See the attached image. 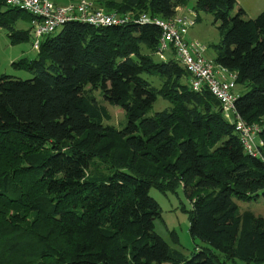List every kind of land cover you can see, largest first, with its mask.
Wrapping results in <instances>:
<instances>
[{
	"label": "trees",
	"instance_id": "obj_1",
	"mask_svg": "<svg viewBox=\"0 0 264 264\" xmlns=\"http://www.w3.org/2000/svg\"><path fill=\"white\" fill-rule=\"evenodd\" d=\"M188 1L96 0L131 20L66 22L35 58L12 62L30 78L0 75V264L264 262V217L233 201L264 198V166L244 151L219 101L193 90L173 55L159 59L161 29L138 21L168 19ZM192 10L218 23L213 61L245 87L235 112L258 124L264 141V9L247 18L235 0H196ZM31 21L0 0L11 43L29 40ZM96 92L124 112V124L106 123L111 115ZM157 96L169 107L146 116ZM179 185L191 205L190 257L153 228L160 206L149 189Z\"/></svg>",
	"mask_w": 264,
	"mask_h": 264
},
{
	"label": "built area",
	"instance_id": "obj_2",
	"mask_svg": "<svg viewBox=\"0 0 264 264\" xmlns=\"http://www.w3.org/2000/svg\"><path fill=\"white\" fill-rule=\"evenodd\" d=\"M8 5L19 7L30 13L33 47L38 50L41 41L56 33L69 21L87 23L95 27L121 25L131 20L129 14L95 7L90 0H78L67 5H56L51 0H5ZM196 14L191 10L188 16L174 14L168 19L141 14L138 21L153 23L161 29L158 54L170 50L172 55L189 73L193 90H208L220 103L223 116L233 124L244 151L258 158L264 166V141L260 138V126L243 121L235 112L236 74L222 67L204 55L205 45L198 40L189 42L185 35L194 24Z\"/></svg>",
	"mask_w": 264,
	"mask_h": 264
},
{
	"label": "rangeland",
	"instance_id": "obj_3",
	"mask_svg": "<svg viewBox=\"0 0 264 264\" xmlns=\"http://www.w3.org/2000/svg\"><path fill=\"white\" fill-rule=\"evenodd\" d=\"M95 7L105 8L97 4L96 0H90ZM121 1V0H116ZM189 0L188 2H190ZM195 1V0H194ZM237 5L245 11V17L254 18L258 13L264 9V0H235ZM194 2H191L193 5ZM195 17V33L194 37L190 40L197 39L200 43H203L207 47L206 56L212 57L214 55V45L219 42L220 31L218 29V23L214 22L213 16L204 10L196 11ZM233 10V15H234ZM184 16H188L183 14ZM164 19V18H163ZM27 26L26 21L19 19L17 22L18 28H25ZM59 31V28L57 29ZM189 34V31H188ZM188 34L186 37L189 38ZM34 41V40H33ZM31 28L29 32V40L19 41L18 43H11L8 37V31L4 28H0V75L6 74L13 77H19L27 79L31 77V73L20 69L12 64L23 57L33 59L36 57V49L33 47ZM40 46V45H39ZM159 59H166V54L158 55ZM143 77L151 80L153 84H157V78L148 74H142ZM236 91L242 93L245 91V87L237 85ZM97 99L101 104H104L110 112L111 119L106 121L108 124H112L115 127L126 122L124 112L116 105H112L108 101L104 100L98 92L95 93ZM169 102L157 96L155 102L149 108L146 116L154 115L156 112L161 111L169 107ZM262 127H264V117ZM149 195L154 198L160 206V215L154 219V231L160 235L172 248L178 249L184 253L187 257H190L194 251V241L189 233V220L188 211L190 209V202L185 196L184 191L179 185L175 190L160 191L155 187L149 189ZM233 201L237 204L239 212L250 211L255 215L264 217V198L259 197L256 200L242 201L233 198ZM198 242V240L196 241ZM2 243V242H1ZM0 243V248H1ZM200 243V242H198ZM203 245L202 243H200ZM16 249V252H20ZM24 251H21V254ZM32 252L24 254L25 261H31L30 256ZM161 264H172L171 262H164ZM254 264V263H250Z\"/></svg>",
	"mask_w": 264,
	"mask_h": 264
},
{
	"label": "crops",
	"instance_id": "obj_4",
	"mask_svg": "<svg viewBox=\"0 0 264 264\" xmlns=\"http://www.w3.org/2000/svg\"><path fill=\"white\" fill-rule=\"evenodd\" d=\"M54 4H56V5H67V4H69V3H73V2H76V1H78V0H51ZM196 1V0H195ZM194 0H191L190 2H187L185 5H179V6H177L176 7V11H175V14H185V15H188L190 12H191V10H192V5H191V2H195ZM194 4V3H193ZM106 9V8H105ZM193 11V10H192ZM194 12V11H193ZM195 13V12H194ZM196 14V13H195ZM197 16V15H196ZM195 21H194V24L192 25V26H190L189 28H188V30H187V33L186 34H188V31H189V34H188V36H189V38H187L186 37V35H185V39L187 40V41H189V42H192V41H194V40H197V39H193V40H190L191 38H193L194 37V33H195ZM26 24H27V22H26ZM28 24H27V26H25V28H28ZM24 28V29H25ZM203 44V43H202ZM206 47V46H205ZM165 52H168L170 55H172V52L170 51V50H166ZM206 52H207V47H206V49H205V52H204V55L206 56ZM170 55H166V57H168V56H170ZM207 57V56H206ZM207 58H209V59H212L213 60V58H214V55L212 56V57H207ZM250 264V263H249ZM260 264H264V262L263 263H260Z\"/></svg>",
	"mask_w": 264,
	"mask_h": 264
}]
</instances>
